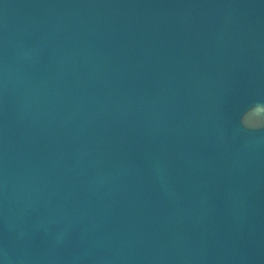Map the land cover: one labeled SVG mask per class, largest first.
<instances>
[{"label":"water","instance_id":"1","mask_svg":"<svg viewBox=\"0 0 264 264\" xmlns=\"http://www.w3.org/2000/svg\"><path fill=\"white\" fill-rule=\"evenodd\" d=\"M0 264H264V0H0Z\"/></svg>","mask_w":264,"mask_h":264}]
</instances>
